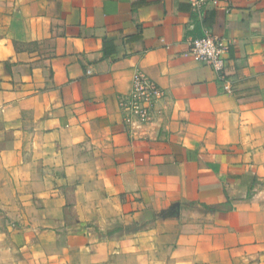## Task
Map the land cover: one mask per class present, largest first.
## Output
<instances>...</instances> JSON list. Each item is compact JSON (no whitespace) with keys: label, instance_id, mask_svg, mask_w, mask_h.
<instances>
[{"label":"crops","instance_id":"0c3cea01","mask_svg":"<svg viewBox=\"0 0 264 264\" xmlns=\"http://www.w3.org/2000/svg\"><path fill=\"white\" fill-rule=\"evenodd\" d=\"M205 28L230 42L232 93L189 53ZM136 72L165 97L131 129ZM0 209L27 259L57 264L264 249V0L203 17L188 0H0Z\"/></svg>","mask_w":264,"mask_h":264},{"label":"built area","instance_id":"2783aa9c","mask_svg":"<svg viewBox=\"0 0 264 264\" xmlns=\"http://www.w3.org/2000/svg\"><path fill=\"white\" fill-rule=\"evenodd\" d=\"M227 0H188L200 17L209 9L218 10ZM189 53L201 64L210 67L223 84L224 91L232 93L228 75L227 60L230 42L216 36L212 30L204 29L199 38L187 41ZM165 97L162 88L148 75L136 72L132 81L131 92L120 97V106L124 121L131 129H140L153 118L156 106Z\"/></svg>","mask_w":264,"mask_h":264},{"label":"rangeland","instance_id":"374dc122","mask_svg":"<svg viewBox=\"0 0 264 264\" xmlns=\"http://www.w3.org/2000/svg\"><path fill=\"white\" fill-rule=\"evenodd\" d=\"M22 189L27 190L26 186ZM7 213V211L0 209V252L1 250L12 249L7 257L19 264H57L55 258L41 257L37 253L34 257L27 259V255L25 256L26 250L22 251L23 245H25L21 234L24 231V225L21 221L9 217ZM170 245L164 244L159 252L148 256L144 264H183L192 262L193 254L183 252L174 256V251ZM235 246V241L228 237L226 240L228 250L219 253H209L206 250V264H264V249L258 252L250 251L249 248L233 250ZM138 259V256L130 260L120 258L118 262L120 264H138ZM112 260H117V257L113 256ZM171 260L173 261L171 262ZM0 264L4 263L0 260ZM67 264H70V262L68 261Z\"/></svg>","mask_w":264,"mask_h":264}]
</instances>
